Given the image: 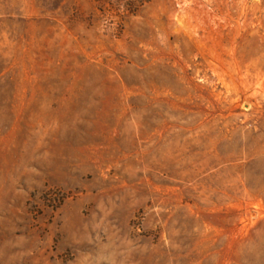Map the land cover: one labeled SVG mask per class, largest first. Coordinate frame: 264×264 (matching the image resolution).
Instances as JSON below:
<instances>
[{"label": "rangeland", "instance_id": "374dc122", "mask_svg": "<svg viewBox=\"0 0 264 264\" xmlns=\"http://www.w3.org/2000/svg\"><path fill=\"white\" fill-rule=\"evenodd\" d=\"M0 264H264V0H0Z\"/></svg>", "mask_w": 264, "mask_h": 264}]
</instances>
